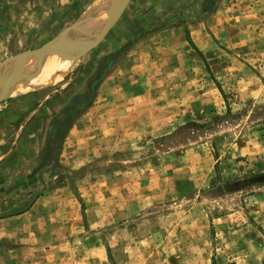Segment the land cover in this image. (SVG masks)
Segmentation results:
<instances>
[{
	"label": "rangeland",
	"instance_id": "rangeland-1",
	"mask_svg": "<svg viewBox=\"0 0 264 264\" xmlns=\"http://www.w3.org/2000/svg\"><path fill=\"white\" fill-rule=\"evenodd\" d=\"M92 3L0 0V66L71 47ZM102 27L0 98V216L39 199L32 263L264 264V0H129Z\"/></svg>",
	"mask_w": 264,
	"mask_h": 264
},
{
	"label": "bare ground",
	"instance_id": "bare-ground-1",
	"mask_svg": "<svg viewBox=\"0 0 264 264\" xmlns=\"http://www.w3.org/2000/svg\"><path fill=\"white\" fill-rule=\"evenodd\" d=\"M112 1L113 0H100V3H95L98 5L97 7H95L94 3H92L89 12H87L91 17H87L86 19L84 18L83 20L90 22L92 26H94L93 28L84 27L82 25V27H75L73 30H67L62 34L61 39L63 41L66 35L71 33L73 37H76L74 39L75 41L72 42L71 47L65 45L68 49L64 48L61 53L60 47L55 49L56 52L51 55L52 58L50 57L45 59L49 54H51L49 51L48 53L41 55H31L23 64H17L21 62V60H19L12 61L11 63L1 67L0 98L2 96H14L21 92L39 91L49 85H52L56 80H58L68 68L70 58H72V55L69 54V52L73 55L76 52L70 50H78L80 47L79 45L83 43L89 44L88 41L93 40L95 35H98V32H95L94 29L96 27L101 28L105 23H107L111 12V10L109 12V5H111ZM92 31L95 32L93 33L94 36L91 33ZM43 58L45 61L41 64H37V62Z\"/></svg>",
	"mask_w": 264,
	"mask_h": 264
},
{
	"label": "crops",
	"instance_id": "crops-1",
	"mask_svg": "<svg viewBox=\"0 0 264 264\" xmlns=\"http://www.w3.org/2000/svg\"><path fill=\"white\" fill-rule=\"evenodd\" d=\"M36 202L18 215L0 216V264H33V238L29 229L33 227V222L28 214L33 211L36 215L39 214L42 206H37ZM19 237L22 239H18ZM3 241L14 242V245L8 246Z\"/></svg>",
	"mask_w": 264,
	"mask_h": 264
},
{
	"label": "water",
	"instance_id": "water-1",
	"mask_svg": "<svg viewBox=\"0 0 264 264\" xmlns=\"http://www.w3.org/2000/svg\"><path fill=\"white\" fill-rule=\"evenodd\" d=\"M129 0H123L121 6L117 7V2L116 0H113L111 3V14L109 19L107 20V23H105L102 27V30L100 32L101 36L105 34V32L109 29L110 26H112L115 21L117 20V18L119 17V15L123 12L126 4L128 3ZM58 47H52V48H42L41 50L37 51L35 54L37 55H41L44 53H48L49 51H55V49H57ZM79 49V48H78ZM27 59H22L21 62L17 63V64H23L26 62ZM2 66H0L1 68ZM1 77V75H0Z\"/></svg>",
	"mask_w": 264,
	"mask_h": 264
},
{
	"label": "trees",
	"instance_id": "trees-1",
	"mask_svg": "<svg viewBox=\"0 0 264 264\" xmlns=\"http://www.w3.org/2000/svg\"><path fill=\"white\" fill-rule=\"evenodd\" d=\"M29 207H30V203H29L28 205H26V209H28ZM26 209H25V210H26ZM25 210H24V211H25Z\"/></svg>",
	"mask_w": 264,
	"mask_h": 264
}]
</instances>
